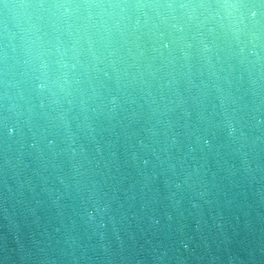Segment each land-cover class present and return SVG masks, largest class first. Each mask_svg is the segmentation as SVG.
<instances>
[{"label":"water","instance_id":"95a60500","mask_svg":"<svg viewBox=\"0 0 264 264\" xmlns=\"http://www.w3.org/2000/svg\"><path fill=\"white\" fill-rule=\"evenodd\" d=\"M0 264H264V0H0Z\"/></svg>","mask_w":264,"mask_h":264}]
</instances>
